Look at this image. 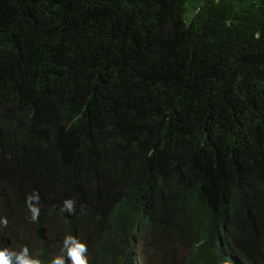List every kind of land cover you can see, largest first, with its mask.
Listing matches in <instances>:
<instances>
[{
    "label": "trees",
    "instance_id": "16d2710c",
    "mask_svg": "<svg viewBox=\"0 0 264 264\" xmlns=\"http://www.w3.org/2000/svg\"><path fill=\"white\" fill-rule=\"evenodd\" d=\"M152 206L139 264H264V0H0L5 248L127 264Z\"/></svg>",
    "mask_w": 264,
    "mask_h": 264
},
{
    "label": "clouds",
    "instance_id": "9594fccd",
    "mask_svg": "<svg viewBox=\"0 0 264 264\" xmlns=\"http://www.w3.org/2000/svg\"><path fill=\"white\" fill-rule=\"evenodd\" d=\"M97 188H89L88 193ZM251 192V191H250ZM262 197V194L256 191L251 192V200H257ZM27 206L31 212V219L36 221L40 215V194L38 191L33 192L26 197ZM76 200L73 198H66L63 200L61 210L69 214L75 213ZM98 218L100 215H97ZM163 215L159 214V208L153 207L148 209L147 215V227L138 226L134 234L128 235L126 239L120 236L117 240L122 245L123 254L126 257L127 264H139L141 262V252L144 248L149 246V242L152 239V234L149 232L153 226L161 219ZM8 220L6 217H0V229L6 228ZM240 225H236L232 229L228 230L223 237L229 239L231 242H240L242 235L239 233ZM31 244L34 246V237L31 238ZM5 240L2 239L0 232V264H12L14 260L16 264H88L87 251L88 247L85 242L77 239L75 236L69 234L63 238L62 252L63 255H57L50 261H42L39 258L33 257L30 254L27 246H21L20 249L13 250L10 247L5 248ZM7 245V244H6ZM13 245V244H12ZM165 253V249L160 251V254ZM157 255V259L158 256ZM153 257V255H152ZM155 263L156 261L153 260ZM225 264V261H222Z\"/></svg>",
    "mask_w": 264,
    "mask_h": 264
},
{
    "label": "rangeland",
    "instance_id": "374dc122",
    "mask_svg": "<svg viewBox=\"0 0 264 264\" xmlns=\"http://www.w3.org/2000/svg\"><path fill=\"white\" fill-rule=\"evenodd\" d=\"M16 247H12L13 250H15Z\"/></svg>",
    "mask_w": 264,
    "mask_h": 264
}]
</instances>
